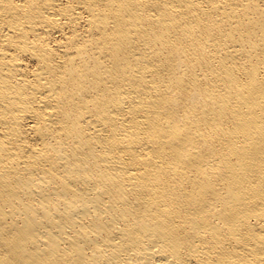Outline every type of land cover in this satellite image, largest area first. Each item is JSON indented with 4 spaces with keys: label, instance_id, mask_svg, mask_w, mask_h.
I'll use <instances>...</instances> for the list:
<instances>
[{
    "label": "bare ground",
    "instance_id": "1",
    "mask_svg": "<svg viewBox=\"0 0 264 264\" xmlns=\"http://www.w3.org/2000/svg\"><path fill=\"white\" fill-rule=\"evenodd\" d=\"M0 264H264V0H0Z\"/></svg>",
    "mask_w": 264,
    "mask_h": 264
}]
</instances>
